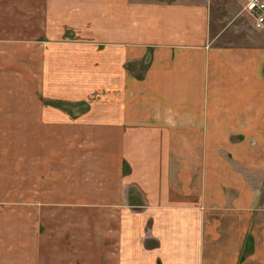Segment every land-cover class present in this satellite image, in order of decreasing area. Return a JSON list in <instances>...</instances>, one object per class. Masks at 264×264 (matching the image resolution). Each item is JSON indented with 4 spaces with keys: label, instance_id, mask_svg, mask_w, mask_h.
<instances>
[{
    "label": "crops",
    "instance_id": "1",
    "mask_svg": "<svg viewBox=\"0 0 264 264\" xmlns=\"http://www.w3.org/2000/svg\"><path fill=\"white\" fill-rule=\"evenodd\" d=\"M241 7L0 0V85L42 71L30 82L73 106L38 129L59 135L60 182L91 200L75 213L98 216L64 234L81 244L59 264H264V33L248 16L262 36L216 44ZM9 85L0 113L14 112ZM13 119L0 115V170Z\"/></svg>",
    "mask_w": 264,
    "mask_h": 264
},
{
    "label": "rangeland",
    "instance_id": "2",
    "mask_svg": "<svg viewBox=\"0 0 264 264\" xmlns=\"http://www.w3.org/2000/svg\"><path fill=\"white\" fill-rule=\"evenodd\" d=\"M240 12L243 14L236 22L231 15L219 23L224 31L216 44L244 45L250 43V36L259 35L242 7ZM30 75L37 79L43 77V72L14 71V82H8L14 90V112L0 113L14 118L8 125L14 126V135L2 136L8 146L14 138V156L10 154L7 165L0 170V264H59L60 256L73 259L74 250H71L74 244L80 246L81 243L66 239L64 234H69L75 224L90 226L98 217L75 213L77 207L88 206L91 200L82 199L83 187L74 182V177L71 180L69 177L68 183L60 182L57 173L62 153L59 135L38 129L44 122V113L48 121L56 118V122L50 124L52 130L59 126L60 113L71 114L73 106L48 99L43 95V82H30ZM57 75L58 71L52 73V77ZM9 84L3 82L0 92L7 94L5 87H11ZM0 106H7V103H0ZM85 110L87 107L76 115ZM32 116L35 127H32ZM81 204L83 206H79Z\"/></svg>",
    "mask_w": 264,
    "mask_h": 264
},
{
    "label": "built area",
    "instance_id": "3",
    "mask_svg": "<svg viewBox=\"0 0 264 264\" xmlns=\"http://www.w3.org/2000/svg\"><path fill=\"white\" fill-rule=\"evenodd\" d=\"M242 10L252 19L254 28L264 33V0H239Z\"/></svg>",
    "mask_w": 264,
    "mask_h": 264
}]
</instances>
